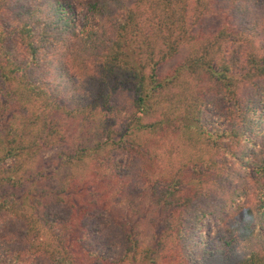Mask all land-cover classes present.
<instances>
[{"label":"trees","instance_id":"trees-1","mask_svg":"<svg viewBox=\"0 0 264 264\" xmlns=\"http://www.w3.org/2000/svg\"><path fill=\"white\" fill-rule=\"evenodd\" d=\"M82 7L0 0V264H264V0Z\"/></svg>","mask_w":264,"mask_h":264},{"label":"rangeland","instance_id":"rangeland-1","mask_svg":"<svg viewBox=\"0 0 264 264\" xmlns=\"http://www.w3.org/2000/svg\"><path fill=\"white\" fill-rule=\"evenodd\" d=\"M72 1L79 9L83 8L82 5H83V2L85 0H72ZM215 13H216L215 17L209 18L207 22H204V23L201 22L203 28L210 27L211 29H215L216 27H218L220 25V23L223 21L222 20L223 19L222 13H220V11H216ZM263 19H264V17H263ZM202 27L200 26V28H202ZM184 55H185V50L184 49L180 50L179 54L174 59H172L168 63V65H166L165 67H163L160 70V73L161 74H165L168 71H171L183 59ZM52 157H53V153L52 152H48V153H46L44 155L43 160L44 161H49V160L52 159Z\"/></svg>","mask_w":264,"mask_h":264}]
</instances>
